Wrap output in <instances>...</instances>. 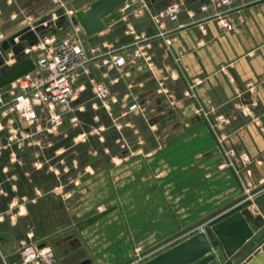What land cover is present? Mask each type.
Wrapping results in <instances>:
<instances>
[{
    "label": "rangeland",
    "instance_id": "374dc122",
    "mask_svg": "<svg viewBox=\"0 0 264 264\" xmlns=\"http://www.w3.org/2000/svg\"><path fill=\"white\" fill-rule=\"evenodd\" d=\"M92 1L0 0V54L7 53L1 52L3 40L27 26L34 27L43 18L47 20L38 43L45 36L53 38L52 43L65 37L83 42V30L75 29V12L88 8ZM61 10L69 23L57 28L54 21ZM37 44L29 47L33 59L43 51ZM6 57L7 64L14 62L12 55ZM80 80H85L82 89L74 90L61 111L63 122L55 128L46 124L44 115L30 126L19 119L12 109L18 94L17 80L0 88V160H24L25 169L33 170V181L24 182L27 190L43 185L49 189L54 184L59 188L55 195L22 198L20 175L15 178V207L27 199L36 203L30 208L31 225L18 217L15 225L0 230V241L10 242L6 254L18 253L23 243L37 241L48 233L56 238V231L62 233L71 225L101 248L109 235L111 240H118L125 232L117 225L108 228V215L111 221H117L119 215L124 216V208L135 202L164 203L167 199L175 210L183 207L192 235L197 227H205L264 188V122L257 121L256 128L252 118L237 116L234 100L218 107L212 95H185L180 84L172 95L165 84L158 85L154 94L150 91L153 87L140 91L130 79L113 86L106 108L94 97L93 82L87 78L77 82ZM134 101L140 109L127 111ZM188 104H196L199 110L194 121L187 115ZM5 110L8 113H3ZM7 120L18 127L15 133L9 132ZM25 127H31L30 133ZM42 160L56 163L51 166L56 170L54 180L36 170L43 167L38 165ZM9 170L17 168L11 165ZM166 180L168 189L173 188L172 197H148L166 190ZM139 191L141 196L137 195ZM254 207L257 209L252 204ZM29 227L31 236L27 234ZM3 250L0 244L2 255Z\"/></svg>",
    "mask_w": 264,
    "mask_h": 264
},
{
    "label": "crops",
    "instance_id": "0c3cea01",
    "mask_svg": "<svg viewBox=\"0 0 264 264\" xmlns=\"http://www.w3.org/2000/svg\"><path fill=\"white\" fill-rule=\"evenodd\" d=\"M175 1L181 5L176 20L157 17L160 10ZM205 1L140 0L118 6L103 18L102 30L91 36L82 32L83 44L92 61L79 79L105 82L111 92L114 85L124 84L130 79H134L140 91L153 87L150 90L153 93L158 85L165 84L169 86L166 89L169 95L180 84L185 88L182 91L185 95H196L198 98L212 95L218 107L234 100L236 115L252 118L257 128L259 121L264 122V0H234L230 5L233 25L225 31L210 17L211 10L200 9ZM78 27L82 29L79 23L75 29ZM135 44L143 49L146 63L141 59L135 66L123 68L111 64L112 52ZM84 81L76 82L77 90L82 89ZM186 110L189 111V119L194 121L198 110L196 104H188ZM6 127L12 133L18 128L12 120H7ZM24 129L30 133L31 127ZM11 165L17 168L16 172L9 173ZM23 165L24 160H0V230L15 225L18 217L28 221L27 225L32 224L30 208L36 200H23L16 207L12 200L18 192L15 178L19 175L22 198L33 196L40 199L58 194L59 188L55 184L49 189L43 185L34 191L27 190L24 182L33 181L30 177L33 170L25 169ZM38 165L43 167L37 168V171L42 170L53 180L56 178V170L51 167L56 165L55 162L42 160ZM19 166H22L21 169ZM5 180L10 181L2 185ZM167 181L166 190L159 191V194L154 192L148 197L168 198V194L172 197L173 188L168 189ZM263 192L264 188L257 195ZM140 193L137 195L141 196ZM150 202H135L126 206L124 216L119 215L117 221H111L108 215V228L117 225L125 232L118 240H111L109 235L101 248H97L86 233L84 236L78 234L73 225L62 233L56 231L59 235L56 238L48 233L37 242L48 243L60 264H78L85 259L100 261L101 264H139L190 236V219L188 214H184L183 207L176 211L167 199L164 203ZM251 210L253 214L259 212L255 207ZM103 223H106L105 217ZM30 229L29 236L33 234ZM0 244L4 256L17 258V253L8 254L10 242L7 239ZM233 264H264V242L245 251Z\"/></svg>",
    "mask_w": 264,
    "mask_h": 264
},
{
    "label": "built area",
    "instance_id": "2783aa9c",
    "mask_svg": "<svg viewBox=\"0 0 264 264\" xmlns=\"http://www.w3.org/2000/svg\"><path fill=\"white\" fill-rule=\"evenodd\" d=\"M140 0H125L126 3H137ZM234 0H207L200 5L203 11H210V17L216 20L223 30H230L233 19L230 5ZM181 10L179 2L167 4L157 17H167L174 21ZM47 36L36 45L42 53L35 59L36 68L17 79L18 94L14 98V109L20 120L30 126L41 117L47 116L46 124L55 128L62 124V109L66 106L76 89V82L85 73L92 57L79 39L65 37L57 43ZM11 55V54H10ZM146 63L143 49L135 44L125 46L111 55V64L118 68L135 66L140 60ZM93 95L106 108L111 97L110 87L102 81H94ZM140 104L134 101L128 105L127 111H137ZM199 111V110H198ZM40 126L37 125L36 129ZM204 231V226L197 227L196 232ZM0 264H60L53 248L45 242H27L20 247L16 259H8L0 253ZM89 264H98L91 261Z\"/></svg>",
    "mask_w": 264,
    "mask_h": 264
},
{
    "label": "water",
    "instance_id": "95a60500",
    "mask_svg": "<svg viewBox=\"0 0 264 264\" xmlns=\"http://www.w3.org/2000/svg\"><path fill=\"white\" fill-rule=\"evenodd\" d=\"M125 0H94L86 9L76 10L75 16L84 33L91 36L104 28L103 18ZM61 10L54 21L57 28L68 24ZM43 18L34 27L27 26L2 41L0 54V88L30 73L36 68L28 49L42 36ZM49 22V21H48ZM7 54L14 62L7 64ZM255 204L258 213L253 214ZM264 242V192L246 198L212 219L204 231L196 232L139 264H233L245 251ZM85 259L78 264H89Z\"/></svg>",
    "mask_w": 264,
    "mask_h": 264
}]
</instances>
